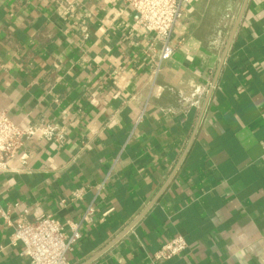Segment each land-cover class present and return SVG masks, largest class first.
Listing matches in <instances>:
<instances>
[{"label":"crops","instance_id":"1","mask_svg":"<svg viewBox=\"0 0 264 264\" xmlns=\"http://www.w3.org/2000/svg\"><path fill=\"white\" fill-rule=\"evenodd\" d=\"M68 1L72 11L0 0V108L23 126L43 118L60 127L67 111L75 126L63 144L36 142L31 172L0 173V210L38 205L67 227L92 204L95 223L81 226L69 264H151L176 235L186 250L161 264H264V0L188 2L183 41L153 90L146 41L128 39L134 15L122 0ZM118 66L126 71L119 90ZM208 79L200 110L181 101ZM100 83L109 96L85 99ZM132 94L150 106L140 113ZM79 186L82 200L63 206ZM10 232L0 216V264H29L8 245Z\"/></svg>","mask_w":264,"mask_h":264},{"label":"built area","instance_id":"2","mask_svg":"<svg viewBox=\"0 0 264 264\" xmlns=\"http://www.w3.org/2000/svg\"><path fill=\"white\" fill-rule=\"evenodd\" d=\"M54 1L58 6L72 11L75 5L68 0ZM191 0H122V5L129 8L134 15V29L128 34L134 44L135 33H138L146 41L144 56L148 66L147 78L150 81L151 89L155 86L154 80L161 72L165 61L172 58L179 45L183 41V33L179 30L182 19L185 17V6ZM80 35L85 38L87 27L82 19L78 24ZM115 87L121 88L126 80L125 70L122 66L115 69ZM47 75V74H45ZM49 82V89L53 88L56 81L45 76ZM109 79L111 77L109 76ZM211 82L208 79L205 83H199L192 87L187 95L181 96V101L186 105L200 110L202 99L210 89ZM111 86L107 83H100L93 90L84 93L85 99L89 100L96 94L101 99L109 96ZM152 93V92H151ZM129 100L138 103L140 113L144 112L150 105L148 99L139 100V97L132 94ZM63 124L57 127L55 124L41 118L33 125H21L14 121L6 109L0 108V173H27L31 172L29 157L39 147L37 141H55L63 144L67 140L70 129L75 127L72 121L71 112L62 111ZM140 116L137 118L139 121ZM92 133L94 130H90ZM94 134V133H93ZM27 141H32L27 149ZM89 142L86 139L83 145ZM105 179L92 186L94 190L93 201L101 197L104 190ZM85 187L74 188L68 198H61L63 206L77 204L82 200ZM16 206V204H15ZM112 208L101 213L100 221L103 220ZM96 208L89 204L81 212L78 219L71 221L64 227L51 214L44 212L38 205L33 210L23 208L12 215L7 210H0L3 222L11 228L8 238V245L16 247L21 257L29 264H69L68 253L71 252L81 238V226L83 224H94ZM187 248V243L181 235H176L162 243L159 248L150 256L151 264H161L171 258L182 254Z\"/></svg>","mask_w":264,"mask_h":264},{"label":"water","instance_id":"3","mask_svg":"<svg viewBox=\"0 0 264 264\" xmlns=\"http://www.w3.org/2000/svg\"><path fill=\"white\" fill-rule=\"evenodd\" d=\"M244 4H245V2L243 3V5H242V7H241V10H240V12H239V15H238L237 19L235 20V22H234V24H233V27H232V29H231V32H230V34H229V36H228V39H227V41H226V43H225V46H224V49H223V51H222V55H221V58H220V61H219V66H218L217 72H218V70H219V68H220V66H221V64H222V62H223V60H224V57H225V55H226V53H227V50H228V48H229V45H230L231 39H232V37H233V34H234V32H235V29H236V27H237V25H238V22H239V20H240V17H241V14H242L243 8H244Z\"/></svg>","mask_w":264,"mask_h":264}]
</instances>
